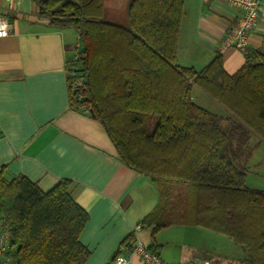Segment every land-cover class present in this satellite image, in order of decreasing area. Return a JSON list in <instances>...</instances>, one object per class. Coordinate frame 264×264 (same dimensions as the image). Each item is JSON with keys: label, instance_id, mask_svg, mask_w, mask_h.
Returning <instances> with one entry per match:
<instances>
[{"label": "trees", "instance_id": "16d2710c", "mask_svg": "<svg viewBox=\"0 0 264 264\" xmlns=\"http://www.w3.org/2000/svg\"><path fill=\"white\" fill-rule=\"evenodd\" d=\"M34 1L48 27L70 28L81 40L69 65L72 104L102 125L127 168L159 186L157 205L140 222L151 227L148 249L156 253L160 230L189 225L240 246L244 258L229 264H264V191L246 187L247 169L231 154L241 131L264 143V46L248 48L233 74L221 56L201 70L179 67L183 0H130L123 21L107 18L106 0ZM192 86L224 115L196 105ZM76 95L87 99L80 103ZM4 173L1 167L0 231L9 235L12 264H86L90 251L80 235L88 214L70 193L73 181L61 179L43 192L24 175ZM169 186L184 193L172 212ZM135 240L127 235L109 264L130 253Z\"/></svg>", "mask_w": 264, "mask_h": 264}, {"label": "crops", "instance_id": "0c3cea01", "mask_svg": "<svg viewBox=\"0 0 264 264\" xmlns=\"http://www.w3.org/2000/svg\"><path fill=\"white\" fill-rule=\"evenodd\" d=\"M129 1L106 0L107 18L123 21ZM259 1L262 13L250 34L249 49L264 46V0ZM183 8L177 65L201 70L221 56L225 71L237 72L245 54L223 48L237 10L221 0H183ZM0 13L12 25L10 34L0 39V168H5V178L24 175L43 192L61 179L73 181L70 193L88 214L80 235L90 251L86 264H109L130 233L148 248L151 227L140 222L157 205L159 186L127 168L102 125L83 106L72 104L68 73L71 61L77 59L73 46L78 36L48 27V18L39 14L34 0H0ZM191 98L196 105L224 115L196 86ZM240 135L242 140H234L231 154L248 173L249 167L260 165L259 160L250 164L256 151L264 153V143L243 131ZM180 189L169 186L171 212L178 210L184 197ZM155 243L156 254L167 264L196 258L229 264L244 258V251L228 238L195 226H168L155 234ZM120 256L128 264H143L131 252Z\"/></svg>", "mask_w": 264, "mask_h": 264}, {"label": "built area", "instance_id": "2783aa9c", "mask_svg": "<svg viewBox=\"0 0 264 264\" xmlns=\"http://www.w3.org/2000/svg\"><path fill=\"white\" fill-rule=\"evenodd\" d=\"M9 2L11 0H3ZM237 10L233 23L230 25L223 40V48H234L242 51L244 54L248 50V42L250 34L255 29L261 13V4L259 0H221ZM12 25L8 18L0 13V39L7 37L10 34ZM77 81V80H76ZM76 83L75 85H80ZM7 231H0V264H12L11 258L7 256L8 250ZM131 254L139 257L143 264H167L156 254L145 248L138 240ZM112 264H128V259L123 256H118ZM182 264H216L208 259H192Z\"/></svg>", "mask_w": 264, "mask_h": 264}, {"label": "rangeland", "instance_id": "374dc122", "mask_svg": "<svg viewBox=\"0 0 264 264\" xmlns=\"http://www.w3.org/2000/svg\"><path fill=\"white\" fill-rule=\"evenodd\" d=\"M62 30L66 31V34L68 37L71 34L77 35V32L70 29V28H66V29H62ZM75 47H76V44L73 46L74 50H76ZM209 101H211V100H209ZM207 110H210L212 113L219 114V112L216 109H207ZM156 122H157V119L155 117L150 118V120L148 121V129L150 131H152L154 129ZM254 154L255 155H254L253 160H252L250 165H252L253 163H255L258 160L260 161V165L249 167V172L247 173L246 178H245V184L249 188L264 191V153L261 150H258ZM240 249H242V248L240 247ZM242 251H243V249H242Z\"/></svg>", "mask_w": 264, "mask_h": 264}, {"label": "water", "instance_id": "95a60500", "mask_svg": "<svg viewBox=\"0 0 264 264\" xmlns=\"http://www.w3.org/2000/svg\"><path fill=\"white\" fill-rule=\"evenodd\" d=\"M76 48H77V52H78V54H80L81 51H82V44H81V40H80V38H78V40H77V46H76ZM81 82L83 83L84 81L82 80ZM75 98H76L77 100H79L80 103H82L83 101H85V100L87 99L86 97H80L79 95H76ZM85 109H86V108L84 107V110H85Z\"/></svg>", "mask_w": 264, "mask_h": 264}]
</instances>
